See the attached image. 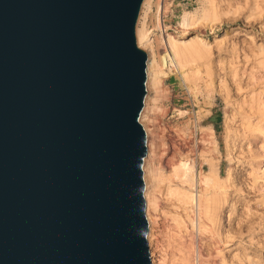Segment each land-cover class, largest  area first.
<instances>
[{"label":"water","instance_id":"95a60500","mask_svg":"<svg viewBox=\"0 0 264 264\" xmlns=\"http://www.w3.org/2000/svg\"><path fill=\"white\" fill-rule=\"evenodd\" d=\"M144 0H0V264H151Z\"/></svg>","mask_w":264,"mask_h":264},{"label":"rangeland","instance_id":"374dc122","mask_svg":"<svg viewBox=\"0 0 264 264\" xmlns=\"http://www.w3.org/2000/svg\"><path fill=\"white\" fill-rule=\"evenodd\" d=\"M139 19L152 45L139 47L153 55L158 80L147 85L140 119L150 147L143 168L150 257L264 264V0H150ZM169 34L177 66L160 60L171 51ZM196 38L203 51L189 54ZM160 159L169 167L158 169ZM210 170L217 178L205 184ZM185 193L212 209H197Z\"/></svg>","mask_w":264,"mask_h":264},{"label":"bare ground","instance_id":"6f19581e","mask_svg":"<svg viewBox=\"0 0 264 264\" xmlns=\"http://www.w3.org/2000/svg\"><path fill=\"white\" fill-rule=\"evenodd\" d=\"M149 1L150 0H144L143 1V3H142V6H141V10H140V13H139V16H140V19H139V17H138V19H139V21L141 22V20L144 18V15H145V13H146V9H147V5H149ZM137 22H138V20H137ZM140 25L141 24H138V27H137V24H136V28H135V36H136V42H137V45L138 46H140V47H143V48H146L147 50L148 49H151V41H150V36L149 37H147V35L149 34V33H147V32H145V33H147V35H145L144 34V32H143V29L140 27ZM188 25V23H187V20L186 19H184V24H183V26L184 27H186ZM144 34V35H143ZM195 38V37H194ZM198 38V37H197ZM197 38L196 39H194L193 41H192V43L188 46V53L189 54H198V53H200L201 51H203V49H201L200 48V46H199V44H200V42L199 41H197ZM165 39L166 40H168V42L170 41V42H172V47H171V51L169 50V51H167V52H165V53H163L162 54V57L160 58V60H162V62H163V64H164V66H167V58L168 59H170V60H172L173 62H175V63H177V61H176V58H177V56L179 55V51H178V48H177V40H176V38L174 37V36H172V35H165ZM169 42V43H170ZM179 58V57H178ZM179 63H177L176 64V66L178 65ZM155 59H154V57H153V55H151V53H147V63H146V90H147V85L148 86H150L151 84H155L156 83V81H158V80H156V74L157 73H154L153 74V67L155 68ZM157 67V66H156ZM177 68H179V67H177ZM157 72V71H156ZM146 98H147V95H146V97H145V99H144V105H143V109H142V111H141V114H140V116H139V122H140V119H141V117H142V115L144 114V112H145V109H146V106H147V102L145 103V101H146ZM142 121V120H141ZM141 123V122H140ZM143 126V125H142ZM144 128V127H143ZM144 130H145V128H144ZM147 131V130H146ZM146 131H145V133H146ZM146 137H147V154H146V156H145V158H144V160H143V165H142V171H143V168L146 170V164L147 163H145V162H147L146 161V157H147V155H148V150H149V148L150 147H148L149 146V139H148V136H147V133H146ZM152 139V138H151ZM156 139V138H155ZM152 142V141H151ZM215 148V147H214ZM159 163H160V167H158V169L160 168V169H165V168H167V167H169V165L167 164V162H166V160H161L160 159V161H159ZM168 165V166H167ZM152 169V168H151ZM156 167H154V169L150 172V176L151 177H153L154 176V172L156 171ZM169 169V168H168ZM150 170V169H149ZM143 174H144V172H143ZM217 173H216V171H213V170H210L209 172H207L205 175H203V177H202V179H201V181H203L205 184H208V182L214 177V178H217ZM218 178H219V176H218ZM146 180V181H145ZM143 181H144V192H143V196H144V200H145V198H146V201H145V215H146V219H147V222H148V232H147V237H148V233H149V225H151V217H150V214L151 213H149V210H150V198H149V194H148V192H147V188H145V185L147 184V178H146V176L144 175V177H143ZM155 181V180H154ZM212 181V180H211ZM145 182H146V184H145ZM145 191H146V193H145ZM187 192V191H186ZM183 195V194H182ZM184 197H186L187 199H189V202H191V203H195V205H196V207H197V209H201V210H210V209H212L211 208V206H212V204H209V201L208 200H203V198L202 197H200V195H196V194H193V193H185L184 195H183ZM204 197V196H203ZM146 202H147V212H146ZM211 205V206H210ZM196 209V208H195ZM200 210V211H201ZM214 210V209H213ZM198 214H199V210H198ZM150 223V224H149ZM201 227V226H200ZM203 229H205V228H203ZM147 243H148V241H147ZM149 254H150V251H149ZM153 256V254L151 253V257ZM150 257V260L152 259V261H151V264H155V259H153V257L151 258Z\"/></svg>","mask_w":264,"mask_h":264}]
</instances>
